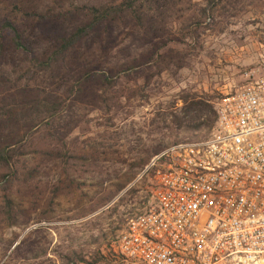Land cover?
I'll use <instances>...</instances> for the list:
<instances>
[{
	"label": "rangeland",
	"instance_id": "1",
	"mask_svg": "<svg viewBox=\"0 0 264 264\" xmlns=\"http://www.w3.org/2000/svg\"><path fill=\"white\" fill-rule=\"evenodd\" d=\"M228 2L224 12L208 7L193 26L195 37L182 39L179 23L167 25L161 36L172 41L159 50L160 65L147 61L160 40H148L147 26L145 32L131 23L112 30L107 61L96 54L92 63L141 66L120 75L106 107L96 89L82 99L87 106L77 104L64 115L58 129L63 149L46 137L24 150L31 176L8 188L12 221L5 218L0 189V264H110L112 241L150 205L153 181L142 176L144 167L171 145L206 137L216 104L264 74V0ZM191 5L180 22L206 2ZM8 89L0 86V104ZM0 132L3 140L1 125ZM56 150L64 156L55 158Z\"/></svg>",
	"mask_w": 264,
	"mask_h": 264
},
{
	"label": "built area",
	"instance_id": "2",
	"mask_svg": "<svg viewBox=\"0 0 264 264\" xmlns=\"http://www.w3.org/2000/svg\"><path fill=\"white\" fill-rule=\"evenodd\" d=\"M146 174L150 205L112 241L110 264H264V74L216 104L206 137L166 148Z\"/></svg>",
	"mask_w": 264,
	"mask_h": 264
},
{
	"label": "trees",
	"instance_id": "3",
	"mask_svg": "<svg viewBox=\"0 0 264 264\" xmlns=\"http://www.w3.org/2000/svg\"><path fill=\"white\" fill-rule=\"evenodd\" d=\"M29 1L0 0V86L9 88L0 104L5 134L0 139V185H4L0 189L9 221L14 206L8 188L14 182L24 185L31 176L26 159H21L24 150L46 137L63 149L58 129L64 115L77 104L87 106L89 102L82 99L96 89L101 91L98 101L106 107L128 67L141 66L92 63L96 54L100 61H107L108 38L114 28L131 23L145 32L147 26L148 40L160 39L147 61L160 65L165 59L158 52L172 41L161 36L167 25L179 23L186 32L182 39L195 37L193 26L199 25L208 7L219 6L224 12L231 6L229 0H205L198 15L180 22L193 8L192 0H51L47 5ZM101 30L108 33L107 38L101 39ZM44 128L46 134H39ZM54 154L64 156L57 150Z\"/></svg>",
	"mask_w": 264,
	"mask_h": 264
}]
</instances>
